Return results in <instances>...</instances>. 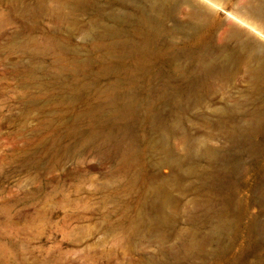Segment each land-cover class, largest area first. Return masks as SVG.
Here are the masks:
<instances>
[{
    "label": "bare ground",
    "instance_id": "obj_1",
    "mask_svg": "<svg viewBox=\"0 0 264 264\" xmlns=\"http://www.w3.org/2000/svg\"><path fill=\"white\" fill-rule=\"evenodd\" d=\"M88 1L61 0L56 13L63 18L69 11L82 10L94 30L98 25L85 8ZM104 1L107 6L100 14L104 30L100 35L90 32L87 54L59 36L30 50L53 55L51 94L66 108L54 126L64 128L50 145L57 148L63 137L80 135L82 121L116 122L123 115L142 114L143 123L150 125V138L143 137V144L119 145V136L108 134L98 146L111 150L119 167L130 172L122 186L129 189L130 198L137 197L120 207L115 225L127 221L130 235L144 234L157 243L150 264H168L169 258L165 262L161 255L206 259L229 253L247 216L239 195L240 160L244 155L264 157V0ZM175 40L184 45L172 46ZM165 61L171 63L168 69L160 66ZM90 68L96 71L88 77ZM151 68L154 77L162 78L160 72L166 77L157 86L168 104L166 116L154 105L157 100H149L138 115L142 105L132 91L142 86L140 78ZM110 75L114 78L98 87L96 78ZM238 83L246 87L237 88ZM222 91L224 106H215L221 111L215 118L187 115L198 105L214 107L209 96ZM86 95L97 102H87L75 117L68 116ZM186 118L218 131L222 144L210 146L202 135L189 132L183 124ZM95 131L82 137L85 144L101 136ZM172 139L182 155H174ZM145 144L153 154L162 155L151 177L144 167ZM164 167L171 171L169 176L161 173ZM263 171H258L260 177ZM174 188L181 193L179 200L172 197ZM258 189L255 201L264 206L263 182ZM250 228L264 231V221L254 219Z\"/></svg>",
    "mask_w": 264,
    "mask_h": 264
},
{
    "label": "rangeland",
    "instance_id": "obj_2",
    "mask_svg": "<svg viewBox=\"0 0 264 264\" xmlns=\"http://www.w3.org/2000/svg\"><path fill=\"white\" fill-rule=\"evenodd\" d=\"M59 1L0 0V264H150L157 255V243L144 234L130 235L127 221L115 225L120 207L137 199L130 198L129 189L122 186L130 172L119 167L111 150H98L112 135L119 136V145L135 148L143 137L150 138V125L143 123V115H123L116 122L99 120L96 124L82 121L80 135L63 137L57 148L50 145L64 128L54 126L66 108L51 94L53 55L30 50L59 36L67 37L70 47L86 53L90 32L100 35L104 30L100 14L107 6L104 0L88 1L85 8L98 25L92 30L89 15L82 10L58 17ZM70 21L75 23L70 25ZM173 43L179 48L184 45L180 40ZM160 66L168 69L171 63L161 62ZM95 71L88 69V77ZM152 74L153 68L140 78L142 86L132 91L142 105L138 115L149 100H157L154 105L166 116L168 104L160 98L157 87L166 77L161 72L164 80ZM113 78L99 76L95 82L104 86ZM238 84L237 88L246 87ZM224 93L209 96L214 107L198 105L188 109L187 115L215 118L221 112L215 106H224L220 101ZM89 96H84L68 116L75 117L87 102H97L95 96ZM183 124L189 132L202 135L210 146L223 142L218 131L187 118ZM94 131L101 136L97 134L95 141L85 144L82 137ZM171 141L174 155H182L181 146L175 147ZM144 146V167L151 177L162 155ZM261 169L264 157L244 155L240 160L243 190L239 195L247 216L232 251L206 259L160 257L168 264H264V231L250 228L254 219L264 221V206L255 201L260 195L258 187L264 183V174L260 177L258 172ZM161 173L169 176L171 171L164 167ZM172 197L179 200L180 191L174 188Z\"/></svg>",
    "mask_w": 264,
    "mask_h": 264
}]
</instances>
